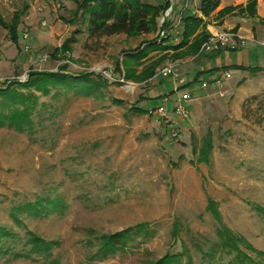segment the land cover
Here are the masks:
<instances>
[{"label":"rangeland","instance_id":"374dc122","mask_svg":"<svg viewBox=\"0 0 264 264\" xmlns=\"http://www.w3.org/2000/svg\"><path fill=\"white\" fill-rule=\"evenodd\" d=\"M169 2L168 20L178 26L185 0ZM76 5L77 0H0L5 23L22 13L16 41L0 24V87L30 96V126L23 131L0 126V229L22 238L8 245L21 249L28 230L54 242L46 261L60 264H154L168 255H181L179 264H249L247 259L264 264V68H239L264 67V46L246 41L215 57L192 50L200 57L180 65L190 83L177 91L175 75L159 73L178 60L160 54L167 50L164 41L174 43L170 27L160 35L161 17L151 33L92 38L83 16H75ZM258 24L253 30L264 41V22ZM236 26L222 31H237ZM66 40L67 51L53 56ZM194 41L191 37L185 48ZM139 47L149 50L146 63L159 64L154 77L135 83L116 65ZM64 63L69 75H102L108 81L102 95L50 85L45 95L24 86L30 71H57ZM203 64L211 70L200 71ZM224 69L231 76L215 87L209 78ZM204 80L208 84L201 88ZM184 92L192 95L188 120L174 115L175 99ZM164 102L170 122L150 110ZM17 106L0 111L22 109ZM203 146L206 152H200ZM49 199L63 205L28 209ZM140 225H147L148 236H135L104 260L95 258L99 236ZM242 256L247 259L238 261ZM8 257L0 256V264H46L43 258Z\"/></svg>","mask_w":264,"mask_h":264},{"label":"trees","instance_id":"16d2710c","mask_svg":"<svg viewBox=\"0 0 264 264\" xmlns=\"http://www.w3.org/2000/svg\"><path fill=\"white\" fill-rule=\"evenodd\" d=\"M219 4L220 0H201L198 10L201 12L202 16L209 17L210 14L218 8ZM256 4V0H248L245 6L238 5L225 7L217 12V17L223 19L226 15L233 14L242 16L247 15L248 17L254 18L257 14ZM169 6V0H164L155 5L143 0H77L75 8L77 11L75 12V16L80 14L83 16L84 21H86L87 33L92 38L121 33L132 37L153 32L156 29L157 18L162 17ZM26 8L27 7H25V9ZM21 14L22 13L18 11L14 13L10 23H5L0 18V24L7 29L9 37L14 41L17 39V28L20 23ZM180 23L182 29L180 31V41L172 45H167L164 41L162 45V49L173 50L171 57H174L175 59L194 54L191 53L192 50L199 52L202 44L209 37L204 19L203 17L198 16L197 13H184L180 17ZM161 26L164 29H168L171 26L170 20L165 19ZM237 28L238 25L235 27V30H237ZM191 37L195 41L194 44H190L188 46L189 49H187L185 46H187ZM69 43L70 41L66 40L60 47L54 49L52 55L56 56V53H59L60 51L65 53L69 47ZM192 45H195L194 49ZM150 47L154 48L155 43ZM184 48L187 50L183 51L185 50ZM148 53L149 50L146 47H139L138 51H135L134 54L127 53L122 61L117 62L116 71H123L125 79L131 80L135 83H141L154 77L156 75L155 70L158 66L157 64H159V60L153 59L151 63H146L145 59L148 57ZM162 56H168V53H165ZM66 67L67 64L64 63L57 71H30L28 80L24 86H33L36 90L41 91L45 95L50 93L52 87L64 86L66 89L74 90L78 95L85 96H90L96 93L102 95L101 89L108 86V81L100 74L97 75V79H92V75L88 72L69 75L64 71ZM139 67L141 68L140 70ZM239 68L249 69L250 71H259L264 67L239 66ZM5 88L6 87H0V107L6 110H13L18 107V104L22 106V109H17V111L14 110L5 115L0 111V126L8 125L9 127L23 131L25 130V124L30 126L28 107L30 96L29 94H23L16 90L9 91L10 89H8V87ZM18 100L23 101L19 102V104ZM115 102L122 103L121 100ZM130 108L137 112H146L144 107L132 106ZM20 116L22 119L19 118ZM207 139L209 142L210 137L208 136ZM204 146H206V144ZM204 146L200 148V152H206L207 149H205L206 147ZM62 205L63 204L58 199H49L45 204L41 201H37L33 203V205H28V209L33 212H38L39 210L47 211L48 208L60 207ZM140 234L146 236L149 235L147 225H140L137 229H126L112 234H102L98 237L99 247L98 254L95 253L97 255L95 258L97 260H104L110 254H113L118 250H125L128 241ZM24 237L25 241L23 242L21 249L15 250V245L9 246V242L19 243L22 238L17 237L15 233L4 228L0 229V256L9 254L10 259L23 258L30 260L43 258L46 264H60L57 259L46 261L51 255L54 242L45 240V238L40 235L28 230L25 232ZM229 237L236 239L233 235H230ZM234 248L237 250V247ZM241 255L242 254L238 252V256ZM180 259L181 255L180 257L178 255H173L172 257L168 255L157 260L154 264H175V261L179 264L181 261ZM238 259V261L243 262V260H246L247 258L242 256L241 259ZM246 261H249V264H256L249 259Z\"/></svg>","mask_w":264,"mask_h":264},{"label":"crops","instance_id":"0c3cea01","mask_svg":"<svg viewBox=\"0 0 264 264\" xmlns=\"http://www.w3.org/2000/svg\"><path fill=\"white\" fill-rule=\"evenodd\" d=\"M189 1L190 0H185L183 8H181L180 10L177 11V13H179L178 14L179 15L178 16L179 25L176 26V24H173L172 20H170L171 26H170V29H168V31H169V34L172 35L173 42H174V43H171V45L178 43L180 41V39H181L180 31L179 30H175V29H177L178 27L181 26L180 17L186 12L197 13L198 16L203 17L204 22H205V27H206V29L208 31H210V30H219V31L221 30L222 31V29H231L232 27L238 25L237 31H234V32L236 34L240 35V36H243L246 39V41L252 42V43H255V44H258V45H261V42H263L262 40L260 41L258 39V37H257V35L255 33V30H253V29H254V27L256 28L257 25H259L258 24L259 22H264V0H256V2H257V4H256L257 14H256V16L254 18L248 17L247 15L240 16V15L229 14V15H226L223 19H219L217 17V12L220 9L228 7V6H238V5L245 6L248 0H220V4H219L218 8L216 10H214L210 14L209 17L202 16L201 12L198 10L199 6H197V0H194L195 2H194V4H192V6L194 5L193 8H191V6L189 4ZM160 2H163V0L162 1L161 0H150L148 3L155 5V4L160 3ZM174 33H175V35H174ZM246 44H247V42L245 43V45ZM165 52H168V53L172 54L173 50L172 49H170V50L167 49L166 51H164V52H162L160 54H163ZM220 52H222V51H220ZM220 52H218L217 54H215V53H213V54H211V53L210 54H204V57H211V56L215 57V56L219 55ZM199 57L200 56L189 55V56H186L185 58L178 59L175 62L173 61L172 63H169V64H175L176 65V69H178L177 72H176V75H175V77L177 79L175 81H173V88H175L174 90L178 91L179 88H182V90L185 91L186 90V85L188 83H190L187 74H184V73L181 72V70H179L180 65L183 64V63H186V62L197 60ZM151 58L152 57H146L145 61L148 60V59H151ZM166 65H168V64H166ZM208 67L209 66H207L206 64H203L201 66L200 71L204 72V71L211 70ZM140 69L141 68H139V70ZM239 71H240V75L244 76L245 70H239ZM216 76L217 75H215V76H213V77H211L209 79H213ZM198 77H199V74L197 76H195V78L193 80H196ZM179 78H180V82L178 83L177 80ZM193 82H195V81H193ZM165 95H167V96L166 97L161 96V97H163V101L167 102V100H169V97H168V94H165ZM177 98L175 99V102H176ZM176 126H178V125L175 124V127Z\"/></svg>","mask_w":264,"mask_h":264},{"label":"built area","instance_id":"2783aa9c","mask_svg":"<svg viewBox=\"0 0 264 264\" xmlns=\"http://www.w3.org/2000/svg\"><path fill=\"white\" fill-rule=\"evenodd\" d=\"M173 11V5L172 3L168 7V9L164 12L163 16L160 18V24L163 25L165 19H169V16L171 15ZM162 30L160 32L161 36H164L166 34V29H164L161 26ZM26 37V36H25ZM246 43V39L243 36H240L232 31H219V30H210L209 31V37L208 39L202 44L201 51L206 54H213L218 53L222 50H237L244 46ZM261 44L264 46V41L261 42ZM159 73L163 76L168 75H176V65L175 64H168L164 67H162L159 70ZM231 76L230 71L227 69H224L218 76L214 77L211 81V83L215 87H222L223 81ZM207 81H202L200 84L201 88H205L207 86ZM192 100V95L189 92H184V94L177 98L176 104L174 107V115L179 117L182 120H188L190 118V102ZM151 112L160 117V118H166L167 122H170L169 114L166 107V102L163 104L157 106L156 108L150 109ZM170 126V125H169ZM171 126L174 128V125L171 124ZM171 130V127H169ZM171 130V133L173 136L176 135V132Z\"/></svg>","mask_w":264,"mask_h":264}]
</instances>
